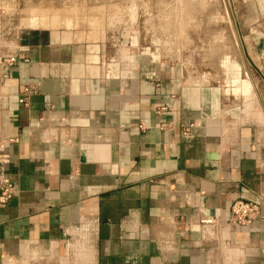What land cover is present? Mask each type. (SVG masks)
Returning a JSON list of instances; mask_svg holds the SVG:
<instances>
[{
    "label": "crops",
    "instance_id": "crops-1",
    "mask_svg": "<svg viewBox=\"0 0 264 264\" xmlns=\"http://www.w3.org/2000/svg\"><path fill=\"white\" fill-rule=\"evenodd\" d=\"M239 32L254 72L236 103L103 69L60 31L0 39V154L17 188L0 264H264V0ZM238 200L259 204L245 227L228 224Z\"/></svg>",
    "mask_w": 264,
    "mask_h": 264
},
{
    "label": "rangeland",
    "instance_id": "rangeland-1",
    "mask_svg": "<svg viewBox=\"0 0 264 264\" xmlns=\"http://www.w3.org/2000/svg\"><path fill=\"white\" fill-rule=\"evenodd\" d=\"M252 5L253 0H0V39L33 29L60 31L93 47L103 69L139 65L192 87H218L236 103L254 72L239 32Z\"/></svg>",
    "mask_w": 264,
    "mask_h": 264
},
{
    "label": "built area",
    "instance_id": "built-area-1",
    "mask_svg": "<svg viewBox=\"0 0 264 264\" xmlns=\"http://www.w3.org/2000/svg\"><path fill=\"white\" fill-rule=\"evenodd\" d=\"M15 63L14 59H9L8 64ZM5 76L0 77V87L2 86ZM30 89H23L18 96V103L26 105L30 95ZM183 135H187L185 132ZM7 156L0 154V210L3 209L7 203L17 195V188L9 181L5 173V165L7 163ZM259 212V204L253 201L238 200L232 203L229 210L228 224L235 227H245L250 225L257 217ZM212 221H207L211 223Z\"/></svg>",
    "mask_w": 264,
    "mask_h": 264
}]
</instances>
